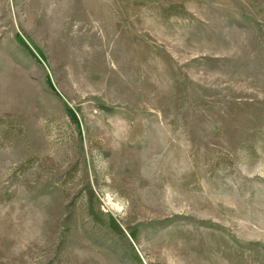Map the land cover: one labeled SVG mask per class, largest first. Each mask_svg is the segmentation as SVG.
Here are the masks:
<instances>
[{
    "label": "rangeland",
    "instance_id": "1",
    "mask_svg": "<svg viewBox=\"0 0 264 264\" xmlns=\"http://www.w3.org/2000/svg\"><path fill=\"white\" fill-rule=\"evenodd\" d=\"M0 264H264V0H0Z\"/></svg>",
    "mask_w": 264,
    "mask_h": 264
},
{
    "label": "trees",
    "instance_id": "2",
    "mask_svg": "<svg viewBox=\"0 0 264 264\" xmlns=\"http://www.w3.org/2000/svg\"><path fill=\"white\" fill-rule=\"evenodd\" d=\"M96 211L97 214L103 219V221L107 224V226L112 229L111 227V223L109 220V216L108 213L102 208V206L100 204L97 203L96 205ZM113 230V229H112ZM132 249L135 250V248L132 246Z\"/></svg>",
    "mask_w": 264,
    "mask_h": 264
}]
</instances>
